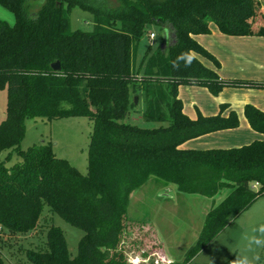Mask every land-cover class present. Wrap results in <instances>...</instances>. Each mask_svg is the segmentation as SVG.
<instances>
[{
	"label": "trees",
	"instance_id": "16d2710c",
	"mask_svg": "<svg viewBox=\"0 0 264 264\" xmlns=\"http://www.w3.org/2000/svg\"><path fill=\"white\" fill-rule=\"evenodd\" d=\"M0 7L14 18L13 25L0 20V89L7 94L0 123V156L5 154L0 158V231L32 233L47 205L83 232L77 254L70 257L62 230L48 226L46 248L26 250L29 264H168L156 242L149 252L133 251L132 258L124 247L134 226L137 237L143 230L158 237L147 224L129 222L126 212L132 193L150 179L208 198L230 190L205 215L183 261L172 262L230 264L192 261L264 196V142L233 149H180L190 139L235 128L238 120L233 112L226 118L189 119L177 89L195 85L217 94L225 86L243 85L220 80L205 67L196 54L206 52L193 36L207 33L213 23L227 36L264 37V0H0ZM74 8L92 15V32L70 28ZM152 25L161 29L164 47L138 76L136 47ZM182 52L194 56L192 64L180 61L174 67ZM56 61L58 72L50 67ZM134 113L160 126L131 125L127 119ZM244 115L254 131L264 134V112L246 105ZM66 117L92 120L85 175L56 157L48 143L20 147L26 119ZM12 156L18 160L7 166Z\"/></svg>",
	"mask_w": 264,
	"mask_h": 264
},
{
	"label": "rangeland",
	"instance_id": "374dc122",
	"mask_svg": "<svg viewBox=\"0 0 264 264\" xmlns=\"http://www.w3.org/2000/svg\"><path fill=\"white\" fill-rule=\"evenodd\" d=\"M69 19L72 30L86 33L94 30L93 17L89 12L74 8L70 12ZM0 20L7 22L9 25H13L14 23L12 13L2 7H0ZM150 33L154 35V38L151 40L149 39ZM199 35L203 44L197 40L196 42L208 55L206 53H198L196 54L197 59L216 74V71L223 72L226 70V74L220 78L221 80L225 82H241L243 84L240 86L228 85L223 89H246L249 92L253 89L258 91L261 96L264 95V88L262 86L258 87L260 83L251 80L253 76H260V71H244V54L240 55V52H244V50L239 51L238 48L229 44L213 23L209 24L207 33ZM162 43L161 29L155 25L149 26L147 32L139 39L135 51L134 70L138 76L144 75L148 60L158 55ZM256 60L252 59L253 62ZM228 64H231L233 69L229 68ZM244 75L247 77L244 78ZM247 79L249 80L247 81ZM179 87L182 88L183 100L187 101L189 107L194 111V118L190 119L196 120L199 116H203L199 112L196 114L190 104L193 96L187 91V86L180 85ZM189 87L198 88L194 94L197 101L200 99L206 100L208 97L216 100L218 95L223 93V89L217 94H213L205 87L195 85ZM6 95V90L0 89V123L6 115ZM227 96L230 97L229 94ZM183 100L180 99L181 103H183ZM222 103L221 101V105H219V100V104L217 105L219 107L218 113L212 116L219 115L223 110H226L228 115L232 112V109H228V106ZM134 114L137 115L132 116L131 114L130 117L132 116L133 118L129 117L127 119V122L131 125L146 129L160 126L158 123L144 121L140 113ZM24 124L25 135L20 144L21 149L25 150L42 142L48 143L51 145L52 152L56 157L65 159L81 174L85 175L88 173V152L93 129L92 120L89 117H66L52 121L26 119ZM4 157L5 154L0 156L1 159ZM17 160L15 156H12L7 166H11ZM166 189L171 191L170 196L166 193L169 197L163 196ZM228 193L229 191L224 188L212 198L198 194H182L177 192L173 186L167 187L154 179H150L141 188L132 193L126 212L129 222L147 224L158 237L153 236L150 232H144L143 229L139 233L141 238L137 237V233H134L136 232V226H134L133 230H129L127 240L124 243V247L130 249L129 256L133 257L132 254H135L133 251L136 253L143 252L144 250L149 252V248L156 242L167 262L169 258L172 262H182L184 254L198 238L205 215L212 205H217ZM234 221L240 225L241 229L234 230L233 227L227 229L218 237L215 243L204 248L203 252L201 251L202 253L197 254L196 259L192 262L219 263L230 259V264H236V260L244 255H247L250 259L254 255L264 258V248L249 250L243 240L244 234L250 231L253 226L258 223H264V196L258 197L244 211V214H239L234 218ZM50 225L57 226L62 230L67 243L68 254L70 257H74L77 254V244L83 236V232L66 223L58 215L51 213L48 206L44 205L40 225L32 233L10 236L0 231V261L3 264H29L25 254L26 250L46 248L45 232L46 228Z\"/></svg>",
	"mask_w": 264,
	"mask_h": 264
},
{
	"label": "crops",
	"instance_id": "0c3cea01",
	"mask_svg": "<svg viewBox=\"0 0 264 264\" xmlns=\"http://www.w3.org/2000/svg\"><path fill=\"white\" fill-rule=\"evenodd\" d=\"M261 9H263V7H261ZM222 37H224L229 44L238 48L239 51L244 50V52L243 51L240 52V55L244 54V71L246 70L260 71L259 72L260 76L258 77L253 76L251 80H254L259 83H264V59H263L264 37L262 36L234 37V36H227L224 34H222ZM193 38L195 41L197 40L199 43L203 44V41L200 39L201 38L200 35H195L193 36ZM252 59H257V60L253 62ZM220 62L223 63L222 60H220ZM228 67L233 69V67H231V64H228ZM216 72H217V76L219 77V79L221 77H224L226 74V70H224L223 72L222 71H216ZM246 77L244 75V78ZM248 80L249 79H247V81ZM197 89L198 88L187 86V91L193 96V99L190 102V104L192 105L196 114L197 112H199L204 117L217 114L219 110V107L217 105L219 104V100H220L219 105H221V101H222L223 102L222 104H226L228 106V109L229 108L232 109L231 111L236 115V118L238 120V126L235 128L224 129V130L208 133V134L190 139L182 143L179 146L180 149H184V150L233 149V148H239L242 146L249 145L250 143L254 141L264 142V134L254 131L250 127L244 115V108L246 105H252L253 107L260 109L264 112V95L261 96L258 91L253 90V89H251L250 92L246 89L244 90L243 89L242 90L223 89L222 90L223 93L219 94L216 100H214L211 97H208L206 98V100L200 99L199 101H197L196 98L194 97V94L197 91ZM177 90H178V98L183 100L182 88L178 87ZM227 94H229L230 97H228ZM137 102H138V98H137ZM182 111L189 119L194 118V111H192V109L189 107L188 102L185 100H183V103H182ZM220 114L224 118L228 117L226 110H223ZM134 115H137V114H132V116ZM227 190L230 191L229 189ZM243 214H244V211L240 213V215H243ZM230 227H233L234 230L241 229L240 225L236 224L234 220L230 221L222 229L219 235L216 236L213 240H211L206 245L205 248H207L212 243H215L218 237ZM196 256L193 258V260L196 259ZM228 260L230 259H227L226 261ZM219 263H222V262H219Z\"/></svg>",
	"mask_w": 264,
	"mask_h": 264
},
{
	"label": "clouds",
	"instance_id": "9594fccd",
	"mask_svg": "<svg viewBox=\"0 0 264 264\" xmlns=\"http://www.w3.org/2000/svg\"><path fill=\"white\" fill-rule=\"evenodd\" d=\"M193 59L194 56L190 52H182L173 61V66L177 67L180 61H183L185 66H190ZM243 240L249 250L264 248V223H258L253 226L250 231L244 234ZM254 262L255 264H264L259 255H254L251 259L247 255H244L236 260V264H254ZM168 264H172L170 258Z\"/></svg>",
	"mask_w": 264,
	"mask_h": 264
},
{
	"label": "water",
	"instance_id": "95a60500",
	"mask_svg": "<svg viewBox=\"0 0 264 264\" xmlns=\"http://www.w3.org/2000/svg\"><path fill=\"white\" fill-rule=\"evenodd\" d=\"M160 47H161V48L164 47V38H163V43L161 44ZM50 67H51V69H52L53 71H56V72L60 71V69H61L60 64H59L58 61L52 63V64L50 65ZM133 101H134V104H136V102H137V97H134V98H133ZM164 192H165V194H163V196H165V197H169L170 194H171V191L168 190V189L164 190ZM166 193L169 194V196H168Z\"/></svg>",
	"mask_w": 264,
	"mask_h": 264
},
{
	"label": "built area",
	"instance_id": "2783aa9c",
	"mask_svg": "<svg viewBox=\"0 0 264 264\" xmlns=\"http://www.w3.org/2000/svg\"><path fill=\"white\" fill-rule=\"evenodd\" d=\"M154 38V35L152 33L149 34V39H153ZM257 184L253 185L254 188H256Z\"/></svg>",
	"mask_w": 264,
	"mask_h": 264
}]
</instances>
